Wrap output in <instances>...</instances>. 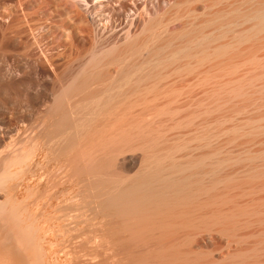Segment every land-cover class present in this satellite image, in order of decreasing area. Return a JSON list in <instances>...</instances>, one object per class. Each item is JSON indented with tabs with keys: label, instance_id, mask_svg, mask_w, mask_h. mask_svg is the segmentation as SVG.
Wrapping results in <instances>:
<instances>
[{
	"label": "rangeland",
	"instance_id": "rangeland-1",
	"mask_svg": "<svg viewBox=\"0 0 264 264\" xmlns=\"http://www.w3.org/2000/svg\"><path fill=\"white\" fill-rule=\"evenodd\" d=\"M236 3L242 7L248 1L0 0V116H21V143H42L43 139L35 140L38 135L55 128L54 100L63 101L70 127L59 133L63 145L72 136L69 150L76 159L73 171L79 173L74 177L88 176L87 193L103 200L146 167L167 168L201 159L205 190L196 195L200 213L233 208L241 222L254 220L237 230L239 238L221 232L222 222L193 220L196 227L185 228L189 233L195 228L192 241L186 243L203 252L198 261L222 260L258 239L254 235L240 239L243 235L264 229L252 215V209L264 202V173H258L264 163V74L260 73L264 39L259 40L262 44L257 39L264 32L239 40L237 49H249H242L240 58L247 57V62L238 68L226 60L227 52L212 60L201 53L172 56L170 49L156 54L151 49L170 33L179 37L213 11ZM239 22L229 26L234 32L225 34L228 39L249 27L250 22ZM222 28L208 26L202 34L217 36L224 33ZM226 36L214 38L218 41L210 45L224 42ZM251 52L259 58L248 59ZM216 61L221 64L216 66ZM195 209L184 210L197 215ZM109 214L113 217L105 215L103 220L108 236L102 246L104 264H140L145 258L142 264H158L149 253L162 243L147 236L129 237L124 219Z\"/></svg>",
	"mask_w": 264,
	"mask_h": 264
},
{
	"label": "bare ground",
	"instance_id": "bare-ground-1",
	"mask_svg": "<svg viewBox=\"0 0 264 264\" xmlns=\"http://www.w3.org/2000/svg\"><path fill=\"white\" fill-rule=\"evenodd\" d=\"M215 1L211 0V2ZM245 1H248L246 6L241 7L236 3L233 6L231 4L230 7L228 5L213 11L209 14V18L200 21L198 25H196L197 22L187 32L186 30H184L185 32L182 31L183 33L181 32L182 34L180 33L181 36L178 35L179 37L170 33V35L155 44L151 49V53L156 54L167 48L170 49L172 56H197L201 53L204 58L211 57L212 60H216V57H222L220 54L227 52L228 58L226 60L230 62L228 63L230 65L233 63L237 68L240 67V64H244L247 60V57H243L242 60L240 54H244L243 50L249 49L248 47L244 48L245 46L242 48L243 50L240 47L237 49L240 39L257 37L258 34L264 32V0ZM239 21L250 22L249 27L240 30L241 32L237 35V37L239 36L238 39L234 34L228 39V35L225 34L234 29L231 30L229 26L237 22L239 24ZM208 26L223 27L224 33L212 37L202 34L203 29ZM218 36L221 38L226 36L227 38L225 37L224 42H217L212 47L211 42L218 41L220 38ZM196 37H199L200 40ZM214 38L218 40H214ZM195 39H197V42ZM257 39L258 41L264 39V33ZM262 41L264 43V40ZM252 52L256 51L253 50ZM250 56L248 59L254 57L253 54ZM261 57L264 58V55H261ZM257 58L259 56L256 55L253 59ZM218 62L216 61V66L221 64ZM262 65V69H258L263 71H260L261 75L264 74V62ZM235 66L230 68L234 69ZM243 74L241 73V75ZM244 75H247V73ZM259 77L261 76L257 78ZM232 79L230 84L233 82ZM226 81V84H228L229 80ZM250 90L252 91L251 88ZM238 93L241 94V92ZM245 94L247 95V93ZM245 94L244 96H246ZM56 100H54L52 106V113L55 114L53 120L55 128L52 130L46 129L41 135L36 134L39 137L35 140L43 139L42 143L32 142L30 145L21 143V116H0V264H102L103 240L107 236L104 234L107 232H104L103 220L105 215H110V212L122 217V220L124 219L122 225L129 231V237L139 238L140 240L149 237L156 243H162L151 252L147 250L153 257L152 261L156 260V262H159L158 264H191L196 261V264H264L263 228L258 234L249 232L250 234L243 235L240 239L250 235H254L258 239L250 246H242L232 250L222 260L206 259L202 262L198 261L203 252L201 253V250L196 251L191 245H188L189 242L186 243V241L191 240L192 235L190 234L195 228L193 230L190 228V233L185 232V228L194 226L192 222L195 220L204 223L211 221V224H214L213 222L221 224L222 222L225 227L220 231L225 232L224 230H226L235 238L240 237L237 232L240 227L249 225L252 221L254 222V220L248 218L242 222L236 219L239 211L233 208L228 212L208 211L207 209L204 215L200 213L201 203L199 202L200 199L197 198L196 200V197L205 190L201 179L203 172L199 168L201 159L188 161L187 164L183 163L184 165L173 163L167 168L160 165L155 168L146 167L145 170H141L142 172L139 171L134 176L126 177L125 182L127 180L128 182L118 186L116 193H113V191L107 192L104 200L99 195H97L98 197L93 194L91 195L94 197L89 196L84 182L88 176L84 180L74 177V174L78 172L73 171L74 163L72 159H75V154H72L69 150L72 136H68V144H62L64 136H60L59 132L70 127V120L63 101L58 100V98ZM70 152L74 158H71ZM185 165L187 166L185 167ZM189 165L192 167L187 168ZM261 165L262 170L257 171L259 174L264 173V163ZM76 175H79V173ZM197 194L198 196H196ZM190 206L197 208L200 214L192 215L188 213V210H184ZM177 207L184 209L179 211ZM197 209H195V212ZM245 212L247 213V211ZM252 215L264 224V202L260 203L259 208L252 209ZM111 216L113 217V215ZM120 217L119 220H121ZM113 223H115V219ZM208 225L210 224L208 223ZM119 226H117L118 229ZM186 230H189V228ZM120 232L122 233L123 230L117 233ZM177 232H180L178 237L175 235L178 234ZM119 235L118 237H123L122 234ZM141 237L146 238L141 239ZM110 243L114 247L113 241ZM116 244L115 246H117ZM145 259L144 261H146ZM134 260L136 259L134 258ZM138 261L141 262V260ZM144 261L142 260V263Z\"/></svg>",
	"mask_w": 264,
	"mask_h": 264
}]
</instances>
